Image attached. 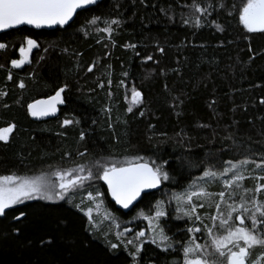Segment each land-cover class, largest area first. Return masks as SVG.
<instances>
[{"label": "trees", "instance_id": "1", "mask_svg": "<svg viewBox=\"0 0 264 264\" xmlns=\"http://www.w3.org/2000/svg\"><path fill=\"white\" fill-rule=\"evenodd\" d=\"M220 2L230 9L232 4L239 7L242 0ZM189 3L99 0L97 6L79 10L64 27L20 26L1 32L0 42L8 48L0 50V91L8 95L0 97V127L14 123L16 128L8 143L0 142V175H27L50 165L74 167L101 156L119 161L134 155L168 160L174 179L142 194L129 212L114 207L105 185L98 181L106 207L120 220H128L137 209L148 211L163 199V190L180 192L189 184L203 183L200 177L205 168L214 166L219 171L229 160L264 157V33H247L238 13L233 10L229 16L228 9L209 17L223 31L207 22L199 29L185 26L180 16L187 9L180 5ZM163 8L172 10L165 15ZM93 15L119 16L123 22L111 39L98 31L104 27L102 21L89 26L85 34V22ZM25 36L36 39L39 47L21 68H12L10 62L19 56L17 47ZM129 44L135 48L126 47ZM148 56L154 59L147 61ZM90 66H94L91 72ZM20 81L24 89L18 87ZM64 85L65 102L58 115L32 120L27 103ZM133 87L142 92L143 100L129 113L125 97ZM180 93L184 94L182 104L173 99ZM212 101L215 105L209 107ZM64 119L79 123L61 127ZM79 152L86 155L81 157ZM253 167L249 164L246 174ZM222 179L210 182L209 190H224ZM252 180L247 179L245 187L254 188ZM74 205L68 200H32L7 210V216L0 217V264H131L121 244L115 254L108 251V236L93 233L86 215ZM199 210L204 223L208 222L206 216L213 207L205 202ZM19 211L28 216L18 225L22 233L11 235L12 217ZM167 212V234L187 239L192 221ZM41 237L54 243L42 247ZM259 251L255 249L253 255ZM142 256L141 264H177L182 259V254L162 253L148 241L143 243Z\"/></svg>", "mask_w": 264, "mask_h": 264}, {"label": "snow or ice", "instance_id": "2", "mask_svg": "<svg viewBox=\"0 0 264 264\" xmlns=\"http://www.w3.org/2000/svg\"><path fill=\"white\" fill-rule=\"evenodd\" d=\"M145 0H141L144 3ZM99 0H0V31L12 29L20 25H30L34 28L64 27L69 25L74 15L80 11L89 10L92 6H97ZM118 6V5H117ZM187 9V13L181 12V21L185 26L199 29L207 22L214 25L217 31H223L222 26L215 19H209L217 14L218 11L228 9V15L233 14V10L238 13L239 23L247 33H264V0H242L241 5L232 4L229 9L226 3L220 0H191V3L180 5ZM171 8L161 9L165 15L171 11ZM170 20L173 17H168ZM103 22L104 27L98 28L101 33H106L112 38V33L119 28L122 20L117 17L105 18L102 15H93L91 19L86 20L83 27L85 34L89 26H96ZM37 40L30 37H23L19 47V59H12V68H21L28 62V56L33 49L38 48ZM126 47L135 48V45H126ZM8 44L0 42V50H6ZM47 51V50H46ZM164 51L163 48L160 49ZM152 56L146 57L151 61ZM3 67V65H0ZM94 66H90L88 71H93ZM126 75V74H125ZM8 79L12 80V74L9 73ZM109 80V84H111ZM121 84L124 81L120 82ZM103 87V84L99 85ZM19 88L24 89L25 83L20 81ZM67 85L57 88L54 95L46 99L34 100L27 104V113L31 117L40 118L53 115L57 111V105L63 104L62 93L65 92ZM168 89V85H165ZM173 91L172 89H168ZM8 93L0 91V97L7 96ZM183 93L174 97L183 101ZM112 93L109 92V97ZM127 99V97H125ZM143 100L142 92L135 87L131 89V102L127 112H133V106L141 104ZM264 104V99L261 100ZM215 101H212L209 107H214ZM7 107V104L4 105ZM175 107H179L176 104ZM106 112H111V108H106ZM143 116L144 112H140ZM74 119H64L61 127L72 124H78ZM95 123V121H93ZM111 127V124L109 125ZM208 127V125H200ZM16 125L9 123L6 127H0V142L8 143L9 137L13 133ZM85 132L80 133V140L85 139ZM83 157L86 152H79ZM226 167L222 170H214V166L205 168L200 180L201 184H189L187 188L179 193H173L170 200L176 203L175 211L183 217L192 221L193 226L187 228L188 238L176 240L167 234L163 218L168 216V212L163 200L156 201L153 209L148 213H141L143 219L148 221V232L151 233V239L148 241L162 253L177 252L182 254V259L177 264H264V157L260 160L243 159L236 162L226 161ZM254 165L250 172H247V166ZM166 165L168 167H166ZM172 167L168 160H162L161 157L145 159L144 156L134 155L123 161L109 159L101 156L85 164H78L75 169L57 170L54 175L56 182H48L42 177L28 178L24 176L0 175V217L7 216V210L14 206L23 204L25 201L41 200L57 202L68 200L72 203V196L75 191L83 188L94 179L102 180L107 185L108 193L116 204L124 209L129 208L133 201L137 200L145 190L157 189L164 182L174 179L169 168ZM259 170V174L253 175ZM173 171L175 169L173 168ZM223 178V189L219 192L209 190V183L219 181ZM256 181L254 188L245 187L244 182L247 179ZM103 193L96 191L95 198L102 197ZM218 197V199H216ZM91 192L88 193V199H95ZM201 201V203H196ZM214 207V213L207 215L209 223H204L205 217H202L198 209L205 207ZM83 203V201H81ZM74 207L84 211L90 222L93 220L92 207L86 210L81 208V204H75ZM28 213L19 211L12 217L14 226L11 235H20L22 229L18 226L23 220H26ZM197 222L203 227L195 226ZM125 231H129L125 229ZM197 233H205L207 240L205 243H199ZM148 233L140 230L136 233V238L141 241L135 246L134 251L128 250L127 245H132L133 241L128 240L125 250L131 257V264H141L143 260V243ZM120 234H117V239ZM31 243V242H29ZM42 247L51 246L54 240H39ZM108 251L115 254L119 245L109 242ZM261 251L253 255L255 249Z\"/></svg>", "mask_w": 264, "mask_h": 264}, {"label": "rangeland", "instance_id": "3", "mask_svg": "<svg viewBox=\"0 0 264 264\" xmlns=\"http://www.w3.org/2000/svg\"><path fill=\"white\" fill-rule=\"evenodd\" d=\"M20 45L21 44H19L17 47L18 53H19ZM31 53L28 56V61L31 57ZM19 58H20V54L16 59H19ZM10 64H11V62H10ZM127 95H128L127 96V102L130 105L131 91L128 92ZM76 167L77 166L59 167L57 165H50V166L42 167L40 169L38 168V170L32 174L18 175V176H24V177H28V178L42 177L43 179H45L48 182H56V177H55L54 173L57 170L75 169ZM9 175H11V174H9ZM249 179L252 180L251 178H249ZM98 181L99 180L94 179L93 181L90 182V186L88 184H86L83 188L76 190L75 194L71 198L73 203L81 204V208H83L85 210L88 207L93 208V211H92L93 220L90 222L88 216H86L88 221H89L91 231L93 233H100V232H101V234L103 233L104 235L108 236V238L105 237L107 242L121 244L124 248H125V245L127 244V241L132 240L133 244L127 245V249L131 250V251H134L135 246L141 243V241L136 238V233L139 232L140 230H144L148 233V235L143 239L145 242L149 241L151 239V233L148 232V221L143 219V217L141 216V213H148L149 210L147 211L144 209H137L135 211V214L132 216L131 219L120 220L110 209H108L106 207L105 200H104L103 196L99 197V198H95L96 191H99L102 193L101 188L98 184ZM89 192H91L93 194V197L95 198L94 201H90L88 199V193ZM181 192H183V191L172 192L169 190H163V191H161V195H163V199H160V200L164 201L167 211L169 210L170 212H174L180 216H182V215L175 211V208H176L175 201L170 200V197L172 196L173 193L179 194ZM217 199H218V197H217ZM81 201H83V203H81ZM196 203H201V201H198V202L196 201ZM155 204L153 205V207L151 209L154 208ZM198 211H200V210L198 209ZM212 211H213L212 213H214V211H215L214 207H213ZM82 212L84 213V211H82ZM200 215L204 216L203 214H200ZM206 223H209V221ZM191 226H193V225H191ZM191 226H189V227H191ZM195 226L203 227V225L200 224V222H197ZM125 229H128L129 231H125ZM118 233L120 234L119 239H117ZM196 235L199 237V239H198L199 243L203 244L206 242L207 237H206L205 233H197Z\"/></svg>", "mask_w": 264, "mask_h": 264}, {"label": "water", "instance_id": "4", "mask_svg": "<svg viewBox=\"0 0 264 264\" xmlns=\"http://www.w3.org/2000/svg\"><path fill=\"white\" fill-rule=\"evenodd\" d=\"M78 11H79V10H78ZM74 16H75V15H74ZM73 18H74V17H73ZM70 22H71V21H70ZM20 26H28V27H32V28H34L33 26H30V25H20ZM20 26H17V27H20ZM241 26H242V25H241ZM53 27H54V26H53ZM242 27H243V26H242ZM15 28H16V27H15ZM42 28H44V29H49V28H52V27H42ZM36 29H37V28H36ZM39 29H40V28H39ZM243 29H244V28H243ZM7 30H9V29H7ZM244 30H245V29H244ZM3 31H6V30H3ZM3 31H0V33L3 32ZM245 31H246V30H245ZM55 91H56V90H55ZM55 91H54L53 93L49 94V95L37 97V98L31 100V101L28 102V103H31V102H33L34 100L46 99L48 96H50V95H54ZM62 98H63V94H62ZM28 103H27V104H28ZM62 105H63V104H59V105H57V111H56V113L53 114V115H49V116H45V117H40V118H35V117H31V116H29V117H30L32 120H36V121H38V120H46V119H49V118H53V117H55V116L58 115V113H59V109H60V107H61ZM26 110H27V105H26ZM101 181H102V180H101ZM102 183L105 185L106 190H107V185H106L103 181H102ZM160 187H161V186H160ZM160 187H159V188H160ZM159 188H157V189H159ZM157 189H148V190H145V192H143L142 194L147 193V192H150V191H153V190H157ZM107 193H108V190H107ZM142 194H141L140 197L137 198V200L133 201V203L129 206V208L124 209V208L121 207L120 205L116 204L115 201L112 199L111 195L108 193V195H109V199H110L111 202L113 203L114 207H116L117 209L121 210L122 212H129V211H131V210L135 207V205L138 203V201L140 200V198L142 197Z\"/></svg>", "mask_w": 264, "mask_h": 264}, {"label": "bare ground", "instance_id": "5", "mask_svg": "<svg viewBox=\"0 0 264 264\" xmlns=\"http://www.w3.org/2000/svg\"><path fill=\"white\" fill-rule=\"evenodd\" d=\"M225 165V164H224ZM250 188V187H249Z\"/></svg>", "mask_w": 264, "mask_h": 264}]
</instances>
